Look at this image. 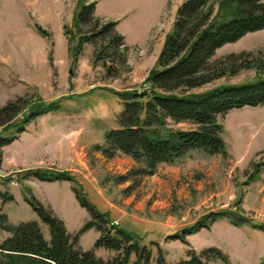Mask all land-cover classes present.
<instances>
[{"label":"rangeland","instance_id":"374dc122","mask_svg":"<svg viewBox=\"0 0 264 264\" xmlns=\"http://www.w3.org/2000/svg\"><path fill=\"white\" fill-rule=\"evenodd\" d=\"M92 1L0 0V108L12 102L21 112L0 127V136H13L34 104L59 101L61 105V110L30 121L17 141L0 148V213L14 226L37 222L48 239L47 225L25 202L32 196L62 220L67 231L77 232L89 215L78 206L69 189L71 183L41 182L26 176L39 169L67 172L89 202L113 225L139 237L154 259L162 255L167 263H176L187 258L188 251L201 255L214 247L227 255L229 264L264 261V231L252 227L264 228V166H257L264 161V107H244L217 116L224 129L226 157L194 150L174 165H160L152 177L130 175L132 159L117 155L108 160L93 147L103 144L105 132L117 128L122 105L113 92L148 89L145 79L185 0H167L164 18L169 31L163 39L158 35L147 47L133 50L124 42L127 51L106 46L114 31L118 34L116 27L112 33L107 29L110 33L99 34L105 24L116 21L93 14L78 30L73 27L79 7ZM217 2L209 0L215 11ZM35 25L47 37L40 36ZM79 39L86 42L74 58ZM230 55L240 59L233 60V72L228 66ZM243 63L248 68L240 67ZM215 64L227 72L224 77L179 93L200 94L264 79V29L216 50L209 66ZM167 128L190 130L195 126L167 120ZM222 211L246 222L232 226L223 218L209 230L187 237V245L168 239L208 213ZM7 237L9 233L0 229V243ZM97 238L98 233L89 230L79 245L109 259L110 252L94 249ZM208 264L224 263L215 259Z\"/></svg>","mask_w":264,"mask_h":264},{"label":"trees","instance_id":"16d2710c","mask_svg":"<svg viewBox=\"0 0 264 264\" xmlns=\"http://www.w3.org/2000/svg\"><path fill=\"white\" fill-rule=\"evenodd\" d=\"M95 4L92 1L79 7L73 27L78 30L81 24L92 20ZM217 4L215 11L209 0H185L177 8L171 31L166 34L156 63L145 79L148 89L142 92L135 89L113 92L122 105L116 116L117 128L105 132L103 144L95 145L93 149L108 160L117 155L132 159L134 168L130 175L152 177L160 165H174L194 150L226 157V145L222 138L224 129L217 122V116L244 107H264V79L215 87L200 94L179 93L180 90L198 88L224 77L227 73L224 69H218L217 64L209 66L216 50L264 29V0H218ZM116 25V22H108L99 34L110 33L107 29L112 33ZM35 30L40 36L47 37L38 25H35ZM86 40L90 41L91 37ZM86 40H78L72 57L76 58ZM106 46L122 47L127 51L123 37L115 31ZM235 58L233 55L228 57L230 72H233ZM246 65L243 63L240 67L248 68ZM261 68L258 63L257 69ZM15 106L9 102L6 107L0 108V118L7 115L5 120H0V127L21 113ZM58 110H61L59 101L34 104L13 136H0V148L16 140L36 117ZM167 120L175 124L189 123L195 128L172 130L167 128ZM257 166H264V161ZM26 176L41 182L71 183V191L79 206L88 213L89 220L77 232L71 233L62 220L32 196L25 198L40 221L47 225L49 238L44 237L37 222H22L14 226L7 223L6 215L0 213V229L9 233V237L0 243V264H208L215 259L229 264L227 255L214 247L201 255L188 251L187 258L176 263H167L162 255L154 259L150 248L141 244L139 237L113 225L106 214L89 202L69 173L39 169ZM4 198L13 199L11 196ZM223 218H227L232 226L246 222L244 218L234 220L232 213L211 212L168 239L187 245V237L209 230ZM252 227L264 231L263 227ZM92 229L99 234L94 249L110 252L112 256L109 259L97 257L93 250L84 251L79 245L80 237ZM259 264H264V261Z\"/></svg>","mask_w":264,"mask_h":264},{"label":"crops","instance_id":"0c3cea01","mask_svg":"<svg viewBox=\"0 0 264 264\" xmlns=\"http://www.w3.org/2000/svg\"><path fill=\"white\" fill-rule=\"evenodd\" d=\"M94 1L96 3L94 16L104 21H116V31L123 37L130 50L136 49V47H147L151 39L159 36H161L160 39H163L166 32L169 31V28L165 29L166 19L164 18L167 0ZM159 53L156 55L158 56ZM154 59L156 60V58ZM69 189L71 190V186Z\"/></svg>","mask_w":264,"mask_h":264},{"label":"built area","instance_id":"2783aa9c","mask_svg":"<svg viewBox=\"0 0 264 264\" xmlns=\"http://www.w3.org/2000/svg\"><path fill=\"white\" fill-rule=\"evenodd\" d=\"M144 90H146V89H145V88H142L141 91H138V92H142V91H144Z\"/></svg>","mask_w":264,"mask_h":264},{"label":"water","instance_id":"95a60500","mask_svg":"<svg viewBox=\"0 0 264 264\" xmlns=\"http://www.w3.org/2000/svg\"><path fill=\"white\" fill-rule=\"evenodd\" d=\"M70 73V72H69Z\"/></svg>","mask_w":264,"mask_h":264}]
</instances>
